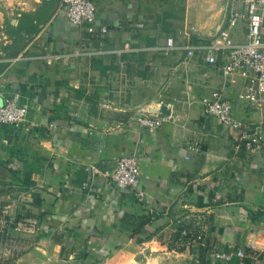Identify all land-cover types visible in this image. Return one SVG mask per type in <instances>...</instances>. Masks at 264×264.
Segmentation results:
<instances>
[{"label":"crops","instance_id":"1","mask_svg":"<svg viewBox=\"0 0 264 264\" xmlns=\"http://www.w3.org/2000/svg\"><path fill=\"white\" fill-rule=\"evenodd\" d=\"M94 1L109 29L103 39L88 40L61 0L0 6V96L19 94L30 108L25 126L0 125V206L11 218L8 246L22 248L15 258L0 251V264H67L60 255L71 239L82 247L183 225L199 228L201 264H264V101L244 97L240 73L167 45L168 37L213 36L242 2L226 0L218 26L198 33L175 17L186 0ZM231 34L246 41L245 20ZM217 94L234 104L235 118L262 128L253 148L203 114ZM162 107V126L138 125ZM125 153L139 159L144 200L102 175ZM132 216L150 221L135 232Z\"/></svg>","mask_w":264,"mask_h":264},{"label":"built area","instance_id":"2","mask_svg":"<svg viewBox=\"0 0 264 264\" xmlns=\"http://www.w3.org/2000/svg\"><path fill=\"white\" fill-rule=\"evenodd\" d=\"M243 9H233L228 17L225 28L214 34L208 43H192L191 34H188V42H184L181 48L186 50L188 56L193 57L197 53L207 63L219 66L223 74L238 72L245 79L244 97L253 105L259 106L264 101V0H240ZM61 10L67 19L86 33L88 40L105 38L109 29L106 25L97 22V6L94 0H61ZM240 20H245L247 27V39L244 42L236 41L231 29ZM94 42V41H93ZM167 45L177 47L173 37L167 38ZM30 108L22 103L19 94L13 96H0V125L20 128L28 122ZM203 114L217 120L225 129L235 130L236 137L247 148H253L263 138L261 127L250 129L241 120L234 116V104L223 94H217L212 100H205ZM167 120L166 113L159 115L143 113L138 116L137 123L143 128H157ZM94 175L100 176L99 171ZM102 175L113 182L124 193L133 192L139 200H144L146 191L141 183L140 162L136 154L125 153L116 162L104 169ZM189 230L183 229L182 234H188ZM1 246L7 252L10 249V258H15L22 248L11 249L8 246V236H1ZM248 246L254 248V241L248 242ZM242 256L243 249L237 252ZM226 259L228 254H218Z\"/></svg>","mask_w":264,"mask_h":264},{"label":"rangeland","instance_id":"3","mask_svg":"<svg viewBox=\"0 0 264 264\" xmlns=\"http://www.w3.org/2000/svg\"><path fill=\"white\" fill-rule=\"evenodd\" d=\"M3 1L0 0V6ZM186 1L187 4L184 6V11L176 13L175 17L178 20V24L188 20V28L197 30L198 33L204 32L206 28L214 29L218 26L217 22L226 0H213L212 5L207 0ZM226 10L225 12L227 13ZM211 38L212 36L201 38H193L192 36L190 42L205 44L210 42ZM176 41L177 47L174 48L181 47L184 42H188V38L186 36L182 40L177 37ZM35 197L37 198L38 196H34V201L36 200ZM133 220V217H130L127 222L131 225ZM201 220L206 224L208 215L205 214V217H202ZM181 228L186 229L185 225ZM198 234L201 233L198 232ZM146 237L138 238L133 235L123 241H88L82 247L78 245V241L71 239L65 242L60 259L66 260L67 264H201L199 256L202 249L197 240L199 239L198 235L192 240H187L183 234L177 237V230L170 233L169 229H164ZM91 246L96 250V255L93 258L89 255L85 257L86 252L89 254L88 250L91 249ZM2 250L4 248L1 246L0 238V251L2 252Z\"/></svg>","mask_w":264,"mask_h":264},{"label":"trees","instance_id":"4","mask_svg":"<svg viewBox=\"0 0 264 264\" xmlns=\"http://www.w3.org/2000/svg\"><path fill=\"white\" fill-rule=\"evenodd\" d=\"M34 196H36V194H34ZM34 202L40 203L41 199L39 197H37ZM132 217L134 218V223L136 224L135 232L137 229H140L141 227H143L145 225V223L150 221V218L146 217V216H138V217L132 216ZM10 221H11L10 216L8 214H6L3 210V208L0 206V235H2L3 237L7 236L6 228H7V225L10 223ZM186 229L189 230L188 234L184 235L187 240H192L195 237H197L198 230H199V228L197 226H193V227L187 226ZM182 230H183V228L178 227L177 237L182 236ZM84 256L85 257L87 256V252Z\"/></svg>","mask_w":264,"mask_h":264},{"label":"water","instance_id":"5","mask_svg":"<svg viewBox=\"0 0 264 264\" xmlns=\"http://www.w3.org/2000/svg\"><path fill=\"white\" fill-rule=\"evenodd\" d=\"M162 111L165 112V113L169 112L165 107H162Z\"/></svg>","mask_w":264,"mask_h":264}]
</instances>
